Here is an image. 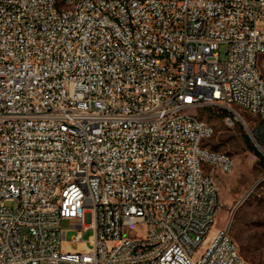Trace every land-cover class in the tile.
I'll list each match as a JSON object with an SVG mask.
<instances>
[{
  "label": "built area",
  "instance_id": "built-area-1",
  "mask_svg": "<svg viewBox=\"0 0 264 264\" xmlns=\"http://www.w3.org/2000/svg\"><path fill=\"white\" fill-rule=\"evenodd\" d=\"M68 3L0 0V264H244L231 223L214 231L234 160L188 112L264 153V0Z\"/></svg>",
  "mask_w": 264,
  "mask_h": 264
},
{
  "label": "rangeland",
  "instance_id": "rangeland-1",
  "mask_svg": "<svg viewBox=\"0 0 264 264\" xmlns=\"http://www.w3.org/2000/svg\"><path fill=\"white\" fill-rule=\"evenodd\" d=\"M227 52L228 48L223 46L220 50L222 61L227 60ZM199 115L216 130L207 146L230 154L234 160L233 172L218 176L221 210L214 231L231 223V236L242 258L248 264H264V164L260 163V157L253 150L263 158L264 153L242 123L230 128L224 121V114L218 111L206 110ZM241 115L249 123L254 121L245 110ZM69 228V223L64 222L63 229L68 231ZM92 235V231L85 233L84 241L88 242ZM76 236V231H70L65 238L73 243L74 249L77 248Z\"/></svg>",
  "mask_w": 264,
  "mask_h": 264
},
{
  "label": "bare ground",
  "instance_id": "bare-ground-1",
  "mask_svg": "<svg viewBox=\"0 0 264 264\" xmlns=\"http://www.w3.org/2000/svg\"><path fill=\"white\" fill-rule=\"evenodd\" d=\"M77 10L76 0H69L68 4H63V11L65 13H72ZM107 32L111 37V43L114 45H122V37L119 34V28L114 25H107ZM262 57L264 62V50H262ZM234 110H245L250 114V107H242V103H234ZM200 111L188 112V120H201L204 124L207 123L200 117ZM216 113V112H215ZM243 115V114H242ZM187 111H178V119H186ZM227 125V124H226ZM234 170V163L232 164V171ZM203 179H210V169H203ZM65 184L64 182H57L53 186V200L64 199ZM99 196H106V189H99ZM215 200H221L220 189H214ZM51 211H58V202H51ZM107 250L115 251L114 239H107ZM244 264H248L244 260Z\"/></svg>",
  "mask_w": 264,
  "mask_h": 264
},
{
  "label": "trees",
  "instance_id": "trees-1",
  "mask_svg": "<svg viewBox=\"0 0 264 264\" xmlns=\"http://www.w3.org/2000/svg\"><path fill=\"white\" fill-rule=\"evenodd\" d=\"M253 151H255L256 155L260 157V163L264 164V158L256 150Z\"/></svg>",
  "mask_w": 264,
  "mask_h": 264
}]
</instances>
